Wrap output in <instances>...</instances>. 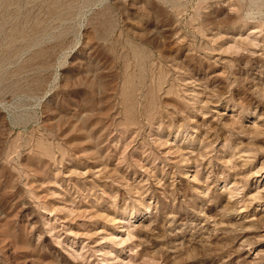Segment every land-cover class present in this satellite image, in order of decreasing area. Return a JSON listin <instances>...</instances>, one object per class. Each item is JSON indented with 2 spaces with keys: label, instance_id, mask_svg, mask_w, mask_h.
Segmentation results:
<instances>
[{
  "label": "rangeland",
  "instance_id": "obj_1",
  "mask_svg": "<svg viewBox=\"0 0 264 264\" xmlns=\"http://www.w3.org/2000/svg\"><path fill=\"white\" fill-rule=\"evenodd\" d=\"M0 264H264V0H0Z\"/></svg>",
  "mask_w": 264,
  "mask_h": 264
}]
</instances>
